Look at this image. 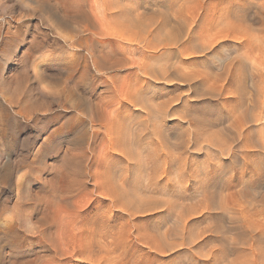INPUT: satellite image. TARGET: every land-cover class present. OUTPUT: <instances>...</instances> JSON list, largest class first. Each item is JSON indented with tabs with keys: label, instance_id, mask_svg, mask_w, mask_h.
Segmentation results:
<instances>
[{
	"label": "rangeland",
	"instance_id": "obj_1",
	"mask_svg": "<svg viewBox=\"0 0 264 264\" xmlns=\"http://www.w3.org/2000/svg\"><path fill=\"white\" fill-rule=\"evenodd\" d=\"M0 1V264H264V107L262 119L252 123L253 129L249 135L251 146L248 152L253 160L252 167L247 168L245 165L241 157L243 150L240 149L238 141L233 144L237 155L232 158L227 154H220L215 147L208 146L209 143L205 137L201 138L200 147L188 144L183 139L185 143L184 150L182 149L183 156L186 154L184 157L192 166L189 173L183 176L186 186L189 185V175L197 173L195 171L197 166L208 163L219 165L218 173H215L213 177L209 176V180L202 176L204 178L189 186V191L183 195V207L188 203L193 207L196 206L193 208L191 205H186L182 207L183 211L181 208L179 210L181 211L179 213H184L185 218H182V222L187 227H184V223H180L182 228L180 226L176 228V221L173 219L175 212L168 213L161 210L162 208H154L153 211L144 210L145 212L134 209L136 212L133 213L130 204L126 207L125 203L120 202L118 203L122 206L120 208L126 211L121 210L116 207L118 205L110 201L107 192L105 195L102 189L95 187L94 176L98 174L99 169H103L105 164L102 160L106 150L104 152L97 147L103 144L104 137L99 136L95 142L97 153L89 152L88 144L79 141L77 129H71V132L65 129V125L74 122L81 115V111L77 112L71 107L65 110L58 101L61 98L72 99V97L67 98V95L71 87L75 86L74 83H78L80 79L81 70L77 68V62L80 56L87 52L83 47L80 52L70 48L65 38L66 35V37L76 36L80 46L79 39L85 34L80 24L66 22L62 17V11L68 10L72 4L71 0H56L60 3L58 7H55L50 0L47 2L43 0ZM89 1H101L108 9L112 0ZM120 1L121 6L123 3L125 7L130 4L135 6H131L135 12L130 14L132 16L139 14V9L148 18L154 12L172 13L173 6L176 9L184 8L189 15H201V19H198L191 31L195 37L193 45L199 48L210 44L220 29L218 26L220 16L225 15L237 32L233 37L225 38L227 40L224 43H215V45L213 42L212 45L214 48L217 47L215 53L224 57L228 53L232 57L238 54L246 58L247 55L248 62L251 63L247 72L248 78L255 73L252 64L258 65L256 60L260 55L264 56L262 53L264 52V0ZM89 4L91 5V2ZM125 7L124 10L120 7V12L129 10V7ZM109 12L105 10L101 13L103 19L107 17L105 21L101 19L103 26L99 24L101 15L96 13L100 17L98 16L99 19H97L95 15L94 18L100 28L114 30L119 27L114 18L117 15L113 16V20ZM120 12V18L126 15ZM126 13L128 14V11ZM93 16L91 13V22L94 19ZM137 17L138 15L133 18L136 20ZM148 18L143 17L144 21ZM137 21L139 22L138 18ZM169 23L168 26L171 29L167 26L166 30L168 28V31L174 32V39L176 37L183 47L188 42L189 26L184 21L171 20ZM91 42L89 39V43ZM115 43L121 47H128L117 39ZM258 44L260 47L263 44V49L261 48L263 51L260 54L257 50ZM105 50H107L106 46ZM197 54L199 56L196 58L186 55L184 59L180 54L174 55L171 60L177 61V65L185 71L187 67H189L188 71L216 69L218 60L213 57L210 49ZM206 59L209 62L205 61ZM262 66L264 71V65ZM126 73L127 71H122L121 75ZM189 83L190 81L182 80L176 83V87L166 83L158 85V90L175 91V95L183 98V106L180 104V109L184 110L183 113L187 115V118L180 120L172 117L169 121L172 130L182 125L183 131L188 130L190 127L188 118L201 120L204 124L203 130L209 132H212L214 128L215 130L225 128L226 117L223 116V122L217 121L216 118L220 111L226 112L229 108L228 94L217 90L211 91V83L199 87H196L198 85L196 82ZM191 85L194 88H190ZM98 89L97 91L103 90L102 87ZM61 91L63 92L60 93ZM59 93L63 95L60 97ZM92 93L95 94V92ZM21 108L24 109L25 116L16 114L15 110ZM256 123L259 124L256 125ZM79 155L83 157L80 158ZM82 161L86 162V166L78 165L76 170V165ZM254 161L258 162L260 172L251 176V168L256 169ZM82 167L84 168L81 169ZM78 170L82 172L79 173ZM243 174L248 175L243 179ZM242 179L246 182L239 188ZM203 182H206V187L201 190L200 186H203L201 185ZM109 206H112V209ZM188 206L191 208L189 209ZM42 215L49 225L46 230L40 218ZM105 220L108 223L110 220L112 225L105 223ZM95 223L98 225L96 226ZM98 226L99 230L102 229L101 233L98 232ZM112 226L115 228L113 229ZM95 228L99 234L95 232ZM118 228L124 232L121 233ZM167 228L171 230L163 235V230ZM114 230H119L120 233L116 236L117 232ZM52 232L53 235L50 236ZM143 233L151 236L150 239H158L159 242L152 239L155 241L153 242ZM55 235L58 237L56 238ZM157 235L162 236L157 237ZM54 236L55 239L59 238V247L63 249L68 247L66 249L68 251L64 250L67 253L63 250L55 253L49 249L47 241ZM142 236H146L147 243ZM114 238L123 239L120 242L121 240L117 241ZM55 239L53 240L57 242ZM62 240L66 242L62 243ZM149 241L151 245L148 244ZM92 243L95 248L91 246ZM160 244L165 247L159 248Z\"/></svg>",
	"mask_w": 264,
	"mask_h": 264
},
{
	"label": "bare ground",
	"instance_id": "obj_2",
	"mask_svg": "<svg viewBox=\"0 0 264 264\" xmlns=\"http://www.w3.org/2000/svg\"><path fill=\"white\" fill-rule=\"evenodd\" d=\"M43 1L47 2V0H43ZM50 2L55 7H58L60 4L56 0H50ZM90 2H91V5L89 4ZM71 3L72 4H70V7H68V10L62 11V17L66 22H74V23L80 24L81 25L80 27L85 32V34L83 35V37H81V39H79L81 40L80 46H78L79 43L77 41L76 36L72 35V36L66 37L67 36L66 35L65 38L68 41L70 48L77 49L79 52L83 48H85L87 52L81 55L79 61L77 62V68L81 70L79 82L74 83L75 86H73V88L71 87V89L69 90L70 91L69 95H67L68 96L67 98L72 97L73 99V96H74V99L64 100L61 98L60 100H58L62 108L65 110L68 107H71L73 110L77 112L81 111V115L74 122L68 125H65L66 126L65 129H68L70 132H71V129L73 130L74 128L75 130L77 129L76 131L79 132L78 133L79 141H81L84 144H88V150L92 154H94V151H95V144H96L95 142L97 138L101 135L104 137L105 141L102 139L103 144L101 146L99 145L97 146L96 144V146L98 148L100 147L101 149L99 150L101 151L105 152L106 150L104 154L106 159L104 157V159L102 160V162L105 161L104 162L105 164L103 165L104 166L103 169H101L102 171L100 169L99 170L97 169L98 174L94 176V179H95L94 182L96 185L95 187H97L98 189H102V192L104 191L105 195L107 192L108 194L107 196L109 197V199H111L110 201H112L113 204L118 205L116 207H118L119 209L122 208V206L118 204L120 202L125 203L124 205H126V207H127V204H130L131 205L130 208L133 209V213H135L136 210L145 212L144 210L153 211L154 208H157V209L162 208L161 210L168 212V213L175 212V218L173 219H175L176 221L175 223L176 228L177 226L181 227L180 223L182 224L184 223L182 222L183 220L182 218H185L183 216L184 213L183 214L179 213L181 212L179 211L180 208L182 210V207L184 205L183 195L187 191H189L190 189L189 186L194 185L197 180H202L204 177H206V179L209 180L208 177L209 176L213 177L214 174L218 173V170H219L218 168L219 165H216L218 163H208L206 165H199L197 166V169H195L197 173H195L194 175L192 174L189 175V178H188L189 185L186 186L184 183L183 176L189 173V170L192 169V166L189 164L188 159L184 157L186 154H184L183 156L182 149L185 144L184 142L198 147L199 145H202L201 138L205 137L206 140H208L207 141L209 143L208 146L215 147L220 154H223V155L227 154V156L235 158L237 155V151H235L233 144H235L234 143L235 141H238L240 149L243 150L241 157L245 165L247 166V168H249V166L252 167L253 165V160L249 157V152H248L251 146L249 143V135L253 129L252 123L258 122L263 117V107H264L263 73L264 71H262L263 70L262 65H264V56L262 55L263 56L262 58V56L260 55V57L258 58L259 60L258 59L256 60L258 65H255L256 63L252 64V66L255 69V73L252 74L250 78H248L247 72H248V68L250 67L251 63L248 62L247 55H246V58H244L245 56L243 57L238 54L237 56L232 57V55L228 53L226 57H224V56H221L215 53V49L217 47L215 48L213 47L212 45L213 42L214 44L215 43L222 44L227 39L233 37L234 33L237 32L232 27V23H230V21L228 20V18L225 17V15L220 16L219 23H218V26L220 29L214 35V38L210 42V44L203 45L201 48H199L193 45L195 37L194 35L191 34V31H193V27L195 24H197L198 19H201V15L200 16H193L192 14L189 15L183 7H182L183 9H180L178 6H176L178 7V9H176L175 6H173L174 10L172 13H168L167 11L160 12V13L154 12V14H152L149 18L148 16L145 17L144 14L141 12L142 10L137 7L140 13L138 12V9H136L137 10L136 12L139 13V14L136 13L138 15L137 18L139 20V22L137 21L138 25H136L137 18L135 20V18L133 17H136L137 15H134V16L130 15V14H133L134 12L132 8L135 6H133V4L132 5L130 4L129 6L126 5L125 7V4L123 3L122 5L123 7H122L120 0H112L110 1L108 9H106L105 4L103 5V2L101 1L100 2L98 1L88 2V0H71ZM120 7L122 9L124 7L125 8L129 7V10H126V12L128 11V14L123 11L124 9L122 10L123 12L121 11L122 15L123 13L126 14V15H123L121 18L119 15V12L121 9ZM159 8L161 9L162 7L160 6ZM105 10L110 11L109 13H110V16L112 15L111 16L112 18L113 16L117 15L116 16L117 19L116 17L114 18H115L116 25L119 27H117L114 30H106L104 27H102L104 28L102 29L100 28V25H97L95 18H94L96 13L101 15V13H104ZM90 12L93 13L94 15L93 16L94 19L92 20V22H91L92 17H91ZM98 14L96 15L97 19H99L100 17ZM143 17L148 18L149 21L147 19H145L147 21H144ZM101 19L104 20L102 18V15H101L99 24L103 26ZM171 20H175L178 22L184 21L189 26L190 34H189L188 42L185 43L183 47H181V45L179 44V40H176V37L174 39L173 37L174 32L172 33L170 30L168 31V28L166 30V27L170 24L169 22ZM97 26L99 28H97ZM69 31L71 30L69 29ZM89 39H91L92 41L91 43H89ZM116 39L122 41L123 44H127L128 47L125 45H124L125 47L119 46L118 44L115 43ZM217 40H220V42H217ZM105 46L107 47V50H105ZM262 46L263 44H261V47L258 44L257 46L258 48L257 50H259L258 54H260V52L264 50ZM123 48L125 50H123ZM261 48L263 50H261ZM209 49L211 53H213V57L217 58L218 60V65L215 70L204 68L205 70L202 69V71L194 70V69H192V71L190 70L188 71L189 67H187L188 69L187 71H185V70H182L179 67V65H177V61L171 60V57H173L174 55H179V54L183 56V59H184V56L186 55H189L191 57L193 56L194 58H196L199 56L197 52L200 53L202 51H206ZM262 53L264 54V52ZM205 61L209 62L207 59ZM131 70H136V71L134 72ZM122 71H127V73L125 75H121ZM182 80L190 81L189 84H191V82H196L198 83L196 87L204 86V85L207 86L211 83L210 85L211 91L214 92V90H217L222 93L228 94V99H230V101H227L229 104V108L227 109L226 112L225 110L220 111L216 118L217 121L223 122L224 120L223 116L226 117L227 123L224 122L226 123L225 128H219L217 130H215L214 128L213 131L215 132L213 131L209 132V131L203 130L202 126H204V124L202 123L201 120L196 119V118H188L187 122L190 124L189 125L190 127H188L189 128L188 130L183 131V125L180 128H177L176 130H172V128L169 125V121L171 120L172 117H175L180 120H183V118L185 119L187 118V115L183 113L184 110L180 109V104L181 106H183L182 104L183 98L180 95H175V91L158 90V85L161 83H166L169 86L176 87V83L177 82L179 83V81H182ZM218 84H220V86H217ZM7 85H6V88H7ZM99 87H102L103 90L97 91L99 90L98 89ZM190 88H194V87L191 85ZM204 88L207 89L206 87ZM62 92L63 91H61L60 93ZM92 92H95V94H93ZM56 93L58 94V92ZM60 93H59V96L63 95ZM64 94L66 95L67 93L65 92ZM93 95H95V97H93ZM11 96L12 95H10V97ZM56 96L59 98L58 95ZM23 110L24 109L21 108L20 110H15V112L17 115L25 116ZM56 115H55V118H56ZM57 118H58V115H57ZM257 124L259 123H256V125ZM256 125H254V127ZM183 139H184V142H183ZM262 142L261 144H263ZM79 157L82 158L83 156L79 155ZM73 158L75 157L73 156ZM80 158L78 159L80 160ZM65 160H66V157H65ZM66 162L67 161H65V163ZM82 162L83 164H80ZM82 162L76 165L77 166V168L75 167L76 170L78 169V165L86 166L85 164L86 162L85 163L84 161ZM254 162L256 165L255 167L256 169L251 168V172H250L251 176L253 174H258L260 172V167H259L258 162L256 161ZM98 167H101V166H98ZM83 168L84 167H82L81 169ZM4 171H3V174L5 173ZM247 175L248 174H246V176ZM246 176L245 174H243L242 178L244 179L246 178ZM243 179L241 180V183L238 186L239 188L242 187V185L246 182ZM201 185L203 186H200V189L204 190L206 187V182H203V184L201 183ZM20 186L21 184L19 183V187ZM36 197H38V195H36ZM73 201L75 202V200ZM124 205L123 207L125 208ZM186 205H189V203ZM190 205L191 207H193L192 204ZM109 207H111L112 209V206H109ZM188 207L185 209L186 211ZM191 207H189V209ZM121 210H124V209H121ZM131 211L132 210H130V212ZM103 213L105 215V212ZM129 217L131 216L129 215ZM40 218H42L41 220L43 221V226L45 230L47 227L49 228V225L47 224L48 222L46 223V220L43 218V215ZM57 220H58V217H57ZM105 221H101V222H105ZM105 223H108V221H106ZM109 223H110V220H109ZM97 225L98 224H96V226ZM110 225L112 224L110 223ZM96 226H93V227H96ZM101 227H102V224H101ZM184 227H187V226L185 225ZM114 228L115 226L113 227V229ZM101 230H99V226H98V232L100 231L101 233ZM119 230L118 231L114 230V232L115 231L117 232V234H115L116 236L118 235V233H120ZM168 230H171V228H167L163 230L164 231L163 235L168 233L167 232ZM105 231L107 232V229ZM105 231H103V233L107 234L105 233ZM120 231L121 233L124 232V230L123 232L122 230ZM158 231H160V229ZM95 232H97V229ZM147 232H150V231H147ZM97 233L96 235L99 234ZM153 233H150V234H153ZM157 233H160V232H157ZM104 234H102V236ZM169 234L167 235L168 237H169ZM52 235H53V232L51 233L50 236ZM55 236L53 238L48 239L47 241V246L49 247V249L54 251L55 253H58V250H63V251L66 250L68 247L64 249L63 247L62 248L59 247L60 246L58 242L59 238L55 239ZM146 236H142L143 238L145 237L144 240H146ZM161 236L157 235V237H161ZM57 237L58 236H56V238ZM106 237H108V235ZM142 237L141 239L143 240ZM150 238L151 236L149 237V239ZM53 239L57 240L58 244ZM121 239L123 238H119L118 240H121ZM162 239H164V237ZM156 240L158 239H155V241ZM65 242L66 241L63 242L62 240V243H65ZM120 242H122V240ZM147 242H148V239L146 240V243ZM157 242H159V240ZM89 243H86V244H89ZM94 243H92L91 246L94 245ZM148 244H150V241ZM160 245L161 246H159V248L161 247V249L165 247V246L162 247L163 246L162 244ZM107 248H110V247H107ZM93 249L91 250L96 251V249H99V248L96 247V249L94 250ZM89 253H90V250H89Z\"/></svg>",
	"mask_w": 264,
	"mask_h": 264
}]
</instances>
